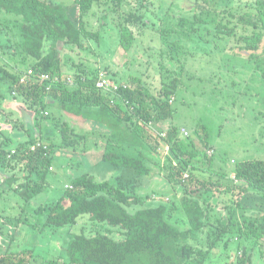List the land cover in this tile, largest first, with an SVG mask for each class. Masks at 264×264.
Returning <instances> with one entry per match:
<instances>
[{"label": "rangeland", "instance_id": "1", "mask_svg": "<svg viewBox=\"0 0 264 264\" xmlns=\"http://www.w3.org/2000/svg\"><path fill=\"white\" fill-rule=\"evenodd\" d=\"M63 1L68 6L72 5L69 14L77 21L80 11L79 6L74 4L75 0ZM255 2L199 0L198 6L208 5L219 13L215 18L204 16L210 22V26L206 27L193 19L195 13L201 12L196 0H124L116 11L112 0H101L84 21L91 32H99L98 39L94 37L82 49H63L62 59L68 74L66 82L72 88L76 84L77 73L81 72L96 76L97 89V81L105 79L104 93L112 98L111 93L131 86L134 78H139L154 95L159 94L162 88H173L172 85L177 84L175 93L168 97L173 116L145 127L147 139L144 143L149 145L145 152L151 160L148 163L156 164L153 168L156 175L144 187L137 189L141 201L148 204L160 200L172 202L175 195L178 198L182 196L184 186L182 184L183 187L179 189V177L166 163V160L173 162L171 153L163 143L171 127H177L182 140L187 143L192 141L198 150L199 156L195 160H199V163L194 164L198 170L194 173L214 182L237 184L233 172L236 164L264 160L262 49L257 52L240 49L239 36L245 33L241 26L238 27V37L218 35L216 31L219 23L229 27L236 24L229 14L224 13L225 10L237 15L254 12ZM103 14L105 18H102ZM135 14L140 19L133 21ZM17 20L13 15L0 11V27L6 29L15 42L19 41ZM129 32L133 44L126 49L123 39ZM2 38L5 39V36ZM32 63L31 59H15L0 50V64L3 67L12 73L23 74L22 78L29 74L41 80L45 74H36ZM5 82L0 81V132L4 137L15 138L18 143L20 139L28 140L32 129V133L43 138V142L32 149L52 144L54 162L44 193L31 198L12 189L14 185L5 183L8 176L0 170L1 184L4 182L3 186L6 187V191L0 193V252L8 248L31 249L39 261L58 259L75 234L106 232L103 225L93 224L86 218L80 219L74 226L48 227L45 225V215L49 212L48 206L60 199L76 175L94 168L93 175L97 180L114 181L119 173L113 174L110 171L112 166L101 158L108 147L102 133L108 130L105 127L94 129L82 118L69 115L59 101L50 98L46 99L48 108L41 113L36 112L28 107L22 97L9 93ZM64 121L75 131L71 135L77 141L74 147H66L63 143L61 127ZM199 125L207 129L208 147H204L196 135ZM82 133L87 134L86 138L82 137ZM10 149L12 153L16 152L17 145ZM126 149L135 152L128 146ZM204 160H211L212 164L203 165ZM19 184L15 186L19 187ZM217 184L204 198L211 203V207L204 204L211 221L230 216L232 211L237 210L236 202L240 197L241 204L248 210L264 211L262 196L251 192L240 196L236 189L225 192L226 187H217ZM196 186L197 183H193L191 187ZM0 189H3L1 185ZM215 190L218 191L216 194ZM114 236L120 237L118 232ZM249 242L233 236L229 246L224 245L213 251L211 263L235 262L237 255L241 256L253 240ZM256 249L264 254V240ZM261 257L254 262L264 264V255Z\"/></svg>", "mask_w": 264, "mask_h": 264}, {"label": "trees", "instance_id": "2", "mask_svg": "<svg viewBox=\"0 0 264 264\" xmlns=\"http://www.w3.org/2000/svg\"><path fill=\"white\" fill-rule=\"evenodd\" d=\"M100 1L75 0L80 11V18L76 21L69 14L72 5L68 6L63 0H0V11L18 19L19 33V41L15 42V38L0 27V50L15 59H31L36 74L51 78L49 81L30 78L33 82L21 83L23 74L12 73L0 64V81L7 80L9 93L22 97L36 112L46 110L49 106L46 99L50 98L59 101L69 115L82 118L94 129L105 127L108 132L102 133V137L108 147L101 158L112 166L110 171L113 174L119 173L112 183L97 180L93 175L94 168L74 176L71 186L64 190L60 199L48 206L49 212L45 215L48 227L74 226L86 218L93 224L103 225L106 232L75 234L66 250L53 260L39 261L31 249L8 248L0 252V264H33V261L34 264H212L213 251L229 246L233 236L244 238L247 243L253 240V243L231 264H256L255 259L264 255L262 250L256 249L264 240V211L248 210L241 204L240 197L236 202L237 210L213 222L204 205L207 203L211 207V203L204 198L217 183H221L217 187H226L225 192L236 189L240 196L251 192L264 198V160L236 164L233 172L237 184L214 182L195 174L198 169L194 164L199 163L195 160L199 156L198 150L192 141L182 140L177 127H171L163 143L173 162L166 160V163L179 177V189L184 186L183 193L180 198L175 195L172 202L160 200L148 204L137 195V189L156 175L153 170L156 164L148 163L151 160L145 152L149 145L144 143L147 139L144 131L150 123H159L173 116L168 97L175 93L177 84L172 85L173 88H162L154 95L139 78H134L131 86L111 93L112 98L96 88V76L77 73L73 88L66 82L68 74L63 64V49H82L94 37L98 39L99 32H91L84 21ZM123 1L112 0L115 11ZM196 1L201 12L193 16L195 23L210 26L204 16L215 18L219 13L208 5L198 6L199 0ZM255 6L254 12L240 15L225 10L224 13L229 14L236 24L229 27L219 23L216 31L218 35L238 37V27L241 26L245 33L239 36L240 49L251 52L262 49L264 55V0H256ZM137 19L140 18L135 14L133 21ZM126 34L123 46L129 49L133 37L130 32ZM56 77L59 80L51 82ZM61 133L65 146L74 147L77 141L71 135L75 131L66 121L62 122ZM37 135L31 129L28 140L20 139L16 143L15 138L4 137L0 132V138L3 136L0 140V170L8 176L5 183L14 185L12 189L20 191L26 198L44 193L52 174L53 146L41 145L33 150L32 147L43 142L42 136ZM81 135L83 138L87 136L86 133ZM196 135L204 147L209 146V135L203 125L198 126ZM15 145L16 152L12 153L10 148ZM126 146L135 152H128ZM210 161L204 160L203 165L212 164ZM1 180L3 189L0 193H4L6 187ZM193 183H197L196 188L191 187ZM217 192L215 190L214 194ZM115 232L119 233V238L114 236Z\"/></svg>", "mask_w": 264, "mask_h": 264}, {"label": "built area", "instance_id": "3", "mask_svg": "<svg viewBox=\"0 0 264 264\" xmlns=\"http://www.w3.org/2000/svg\"><path fill=\"white\" fill-rule=\"evenodd\" d=\"M30 78H32V79H37V78H34V77H32L31 75H29V74H26L22 79H21V83H23V82H26V80H30ZM51 78H50V76L49 75H45V76H43L42 78H41V81H49ZM59 79L56 77V78H53L52 80H51V82H56V81H58ZM105 83H106V80L105 79H103V78H100L98 81H97V86L99 87V89L101 88V87H103L104 85H105ZM101 86V87H100ZM105 87H103V88H101V90H105L104 89ZM50 89V87H48V90Z\"/></svg>", "mask_w": 264, "mask_h": 264}]
</instances>
